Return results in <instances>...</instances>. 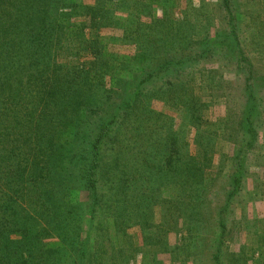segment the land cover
<instances>
[{
    "label": "trees",
    "instance_id": "obj_1",
    "mask_svg": "<svg viewBox=\"0 0 264 264\" xmlns=\"http://www.w3.org/2000/svg\"><path fill=\"white\" fill-rule=\"evenodd\" d=\"M152 3L0 0V264H253L264 0Z\"/></svg>",
    "mask_w": 264,
    "mask_h": 264
},
{
    "label": "rangeland",
    "instance_id": "obj_2",
    "mask_svg": "<svg viewBox=\"0 0 264 264\" xmlns=\"http://www.w3.org/2000/svg\"><path fill=\"white\" fill-rule=\"evenodd\" d=\"M91 1V0H88ZM154 4V7L156 9V13H160L162 10V0H151ZM109 32V30H107ZM117 33V34H116ZM113 33L114 36H118L119 33L116 32ZM122 51H130L132 52V49L129 47H122ZM231 76L234 77L232 74ZM234 91L233 89H229ZM227 90H223L219 92L220 95V100H222L219 104L215 105L211 112L210 115L211 117H221V116H226L228 120V126L230 124L231 116H232V108H233V99L232 97H229L227 95ZM227 100V101H226ZM154 108L160 111L167 112L169 114L174 115L175 117L176 112L172 111L168 107L165 106V104L161 101H155L154 102ZM177 126H181V121L180 119H177ZM262 132L264 134V126H262ZM194 135V129H189L187 131V136L189 139H191V136ZM229 143L227 142V139H220L217 143L218 146V155L216 158V161L219 160L220 154L222 152H226L229 148ZM253 172L256 170H259L256 166H252ZM264 170V169H263ZM263 192L264 188L261 186L255 185L254 181L252 178L249 179L247 182V186L245 187L244 190L240 193L238 198L235 199V203L232 207V212L238 219L241 218V215L244 213L249 217L250 222H247L248 226L251 228L253 226L254 222V227H252V231L249 230L247 227L242 234H237L235 238L233 239V247L235 250H242L243 245H245V248L247 250H250L249 253L252 254L250 262H253V264H256L255 262L258 260H261V257L264 259V197H263ZM256 219H259L256 224ZM248 231V235L245 237L244 232ZM132 233H136L137 235L141 236L140 230L136 227L132 229ZM170 239L172 243H175L176 237L174 235L170 236ZM263 242V243H262ZM262 243V244H261ZM159 259L164 262V264H176L174 263V260L171 258L169 254H162L160 253ZM143 258L142 255H139L136 258L132 259L131 264H139L140 260ZM210 264V263H209ZM252 264V263H251Z\"/></svg>",
    "mask_w": 264,
    "mask_h": 264
}]
</instances>
